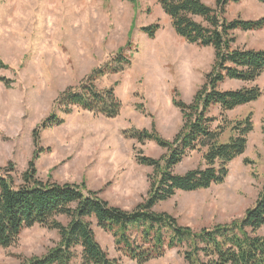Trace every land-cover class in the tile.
I'll return each mask as SVG.
<instances>
[{
  "label": "rangeland",
  "instance_id": "374dc122",
  "mask_svg": "<svg viewBox=\"0 0 264 264\" xmlns=\"http://www.w3.org/2000/svg\"><path fill=\"white\" fill-rule=\"evenodd\" d=\"M215 9V0H200ZM264 16V4L242 0L225 9L227 21ZM196 22L205 23L196 18ZM159 25L153 39L141 28ZM236 47L264 50V30L235 31ZM120 51V52H119ZM118 59L120 64L117 65ZM128 63V64H127ZM213 63L212 48H199L178 37L155 0H0V167L15 165L16 184L32 159V131L56 115L62 124L40 134L35 167L42 183L84 184L113 207L130 212L146 197L151 169L137 164V151L153 159L165 151L132 135L154 130L171 141L182 124L173 100L189 104ZM98 92L113 89L121 103L118 117L107 119L77 107L64 115L57 103L66 91H77L93 71ZM261 98L229 112L231 120L252 115L253 131L245 153L228 165L223 184L194 193H178L154 211L173 216L179 225L202 228L241 220L264 183V74L254 84ZM239 83L222 90L242 88ZM215 114V113H214ZM225 139V138H224ZM245 160L250 163H245ZM193 153L175 173L198 168ZM63 226L64 216L56 217ZM91 229L109 258L136 264L114 248L110 234L95 222ZM264 235V228L260 231ZM59 234L41 226L25 230L14 246L0 248V264H22L56 247ZM146 264H185L177 249Z\"/></svg>",
  "mask_w": 264,
  "mask_h": 264
},
{
  "label": "trees",
  "instance_id": "16d2710c",
  "mask_svg": "<svg viewBox=\"0 0 264 264\" xmlns=\"http://www.w3.org/2000/svg\"><path fill=\"white\" fill-rule=\"evenodd\" d=\"M155 1L178 37L189 45L212 48L213 63L205 83L189 104L173 100V106L181 112L182 124L171 141L161 138L154 126L151 132L143 130L131 136L140 144L153 142L165 153L153 159L137 151V164L150 168L151 173L147 176L146 197L130 212L109 205L84 184L39 181L35 161L42 152L40 134L63 121L54 114L40 122L32 131L33 157L20 174L19 183L16 184L12 162L0 167V248L14 246L20 235L34 226L59 234L56 247L41 257L25 259L22 264H122L120 259L109 258L96 241L93 222L112 236L117 252L136 264L162 258L174 249L185 264H264V235L260 234L264 228V183L254 205L245 210L241 220L198 232L179 225L170 214L154 211L178 193H194L223 184L228 165L245 153L253 131L252 115L230 120L228 113L261 98L262 92L254 84L264 74V50L236 47L234 32L264 30V16L227 21L226 7L242 0H215V9L200 0ZM256 1L264 4V0ZM159 29L156 24L140 30L153 39ZM104 74L102 70L93 71L79 90L62 93L57 103L63 114L68 115L71 108L77 107L107 119L118 117L121 103L114 97L113 89L98 92L93 85ZM0 81L9 87L10 81ZM231 82L244 86L220 88ZM193 153L201 154L200 166L183 174L175 173ZM60 216L69 219L66 226L56 220Z\"/></svg>",
  "mask_w": 264,
  "mask_h": 264
}]
</instances>
